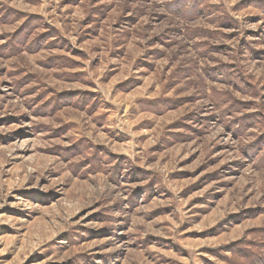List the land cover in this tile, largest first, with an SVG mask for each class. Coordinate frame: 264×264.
Here are the masks:
<instances>
[{
  "label": "rangeland",
  "instance_id": "374dc122",
  "mask_svg": "<svg viewBox=\"0 0 264 264\" xmlns=\"http://www.w3.org/2000/svg\"><path fill=\"white\" fill-rule=\"evenodd\" d=\"M0 264H264V0H0Z\"/></svg>",
  "mask_w": 264,
  "mask_h": 264
}]
</instances>
